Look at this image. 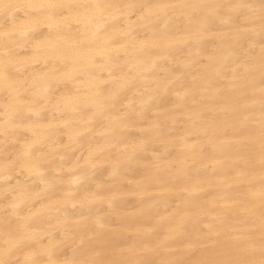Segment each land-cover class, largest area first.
Listing matches in <instances>:
<instances>
[{
  "label": "bare ground",
  "instance_id": "bare-ground-1",
  "mask_svg": "<svg viewBox=\"0 0 264 264\" xmlns=\"http://www.w3.org/2000/svg\"><path fill=\"white\" fill-rule=\"evenodd\" d=\"M262 262V0H0V264Z\"/></svg>",
  "mask_w": 264,
  "mask_h": 264
},
{
  "label": "snow or ice",
  "instance_id": "snow-or-ice-1",
  "mask_svg": "<svg viewBox=\"0 0 264 264\" xmlns=\"http://www.w3.org/2000/svg\"><path fill=\"white\" fill-rule=\"evenodd\" d=\"M48 7H55L56 5H47ZM262 9H264V0H262ZM262 264H264V262H262Z\"/></svg>",
  "mask_w": 264,
  "mask_h": 264
}]
</instances>
